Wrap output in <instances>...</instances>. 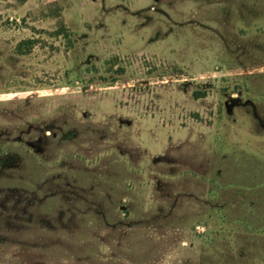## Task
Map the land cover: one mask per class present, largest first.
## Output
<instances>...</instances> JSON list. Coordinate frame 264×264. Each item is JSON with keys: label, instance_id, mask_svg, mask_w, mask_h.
Here are the masks:
<instances>
[{"label": "rangeland", "instance_id": "rangeland-1", "mask_svg": "<svg viewBox=\"0 0 264 264\" xmlns=\"http://www.w3.org/2000/svg\"><path fill=\"white\" fill-rule=\"evenodd\" d=\"M0 264H264V0H0Z\"/></svg>", "mask_w": 264, "mask_h": 264}, {"label": "trees", "instance_id": "trees-1", "mask_svg": "<svg viewBox=\"0 0 264 264\" xmlns=\"http://www.w3.org/2000/svg\"><path fill=\"white\" fill-rule=\"evenodd\" d=\"M53 35L56 36H63L65 39H67L69 41V37L67 34V30L65 28L64 25L58 27L54 32ZM36 43V39H34L33 37L30 38H26L21 40L15 47V51L17 53L23 54V53H28L30 51V49L33 47V44Z\"/></svg>", "mask_w": 264, "mask_h": 264}]
</instances>
